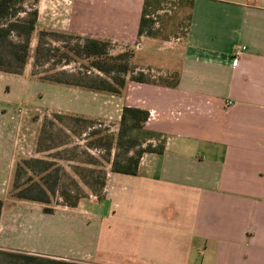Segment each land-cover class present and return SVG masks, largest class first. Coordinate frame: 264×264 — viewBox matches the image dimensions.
<instances>
[{
  "label": "crops",
  "instance_id": "obj_1",
  "mask_svg": "<svg viewBox=\"0 0 264 264\" xmlns=\"http://www.w3.org/2000/svg\"><path fill=\"white\" fill-rule=\"evenodd\" d=\"M84 1L90 36L159 42L138 34L144 0ZM188 25L157 67L175 86L130 80L111 95L149 110L164 153H144L135 175L108 171L101 197L53 213L5 198L15 77L0 72L1 249L82 264H264V0H193Z\"/></svg>",
  "mask_w": 264,
  "mask_h": 264
},
{
  "label": "trees",
  "instance_id": "obj_2",
  "mask_svg": "<svg viewBox=\"0 0 264 264\" xmlns=\"http://www.w3.org/2000/svg\"><path fill=\"white\" fill-rule=\"evenodd\" d=\"M38 1L0 0V72L21 75L31 61L33 74H41L39 76L41 81L115 96L124 95L130 80L176 85L179 78L173 74L155 75L144 70L146 66H149L147 70L154 66L150 67L152 60L147 54L142 53L144 52L142 49L126 47L113 53L110 39L81 36L40 26L39 11L36 7ZM166 1L168 0H144L138 29L140 36H158L160 29L154 27L158 19L152 14L154 11L164 9ZM176 6L182 10L190 9L189 21L193 0H176ZM35 34L37 41L33 46L32 39ZM41 67H44L45 71L38 73L37 69ZM63 116L60 113L54 114V117L61 121ZM149 116L150 112L147 109L124 105L119 127L116 132H111L110 129L100 127L101 123L95 119L81 115H66L71 122L81 125L82 130H75L74 133L84 135L85 143L59 151L58 158L75 161L77 153L67 154V152L81 148L80 151L85 157H82L81 163L73 165V171L83 184L100 197L106 186L108 171L135 175L138 173L144 153H164L165 135L147 128L146 122ZM48 123L46 121L43 124L42 135L48 134ZM42 137L40 135L38 138V144H41ZM64 144V141L56 145L46 144L38 151ZM89 149H97L102 159L91 153ZM105 162L109 167H106ZM65 174V168L55 161L35 156L24 157L16 162L9 194L14 199L42 203L43 210L48 213L55 211L51 203L56 196L60 198L58 204L77 206L85 196L84 190L79 186V180L74 181L75 189L64 183ZM5 202L4 198H0V218ZM0 264L79 263L0 248Z\"/></svg>",
  "mask_w": 264,
  "mask_h": 264
},
{
  "label": "rangeland",
  "instance_id": "obj_3",
  "mask_svg": "<svg viewBox=\"0 0 264 264\" xmlns=\"http://www.w3.org/2000/svg\"><path fill=\"white\" fill-rule=\"evenodd\" d=\"M78 2L84 3L86 1L39 0L36 4L39 11L38 24L40 26H48L62 31L72 32L81 36H89L94 31L97 32V30H92L91 27L95 22L91 18L93 13L78 10ZM74 4H76V7H73ZM188 11L187 8L186 10H182V8L176 6V0L166 1L164 9L154 11L152 14L153 17L158 19L154 27L160 29L157 36L159 42H149L146 40L142 44H137L138 42L136 41L132 45H124L122 42L112 40V43H110L111 51L116 53L126 47L143 48L144 52L142 53L147 54L152 60L150 67H155L154 72L151 70L152 68L147 70L149 66H146L144 70L159 75L157 74V70L167 64L168 58L175 51L177 46L175 44V38L177 36L182 38L186 32ZM99 34H103V32L99 31ZM36 41L37 35L35 34L32 39L33 46L36 44ZM43 71H45L44 67L37 69L38 73H42ZM6 75L15 77L13 80L10 76H7L3 79V84L5 85L13 80L10 83L13 85L14 93V108L11 114L14 116L15 123L10 137L12 136V139L14 138V144L12 145H14L17 155L16 162L24 157L33 156L55 161L66 170L63 182L75 189L74 181H78L79 177L74 173L73 165L81 163L82 157L85 156L81 153V148L67 152V154H71L72 152L77 153L75 161L60 159L57 153L66 148H73L74 145H82L85 143V139L84 135L74 133L75 130H82L81 125L71 122L70 119L66 118V115H81L95 119L98 123H101L100 127L110 129L111 132H116L119 127L122 101L106 93L92 92L78 87H69L62 84L41 81L39 80L41 74H33L31 61L26 65L21 75L9 73ZM4 95L3 98L6 99H11L12 97L10 94L7 97H4ZM55 113L63 114V120L61 121L54 117ZM46 121L49 123L47 126L48 134L45 136L44 134L42 135L41 129ZM40 135L41 137L43 136V142L41 141V144H38ZM63 141L65 142L63 146L38 151L40 147L46 144L56 145ZM89 151L102 159L97 149H89ZM104 164H106V167H109L106 162ZM12 183L13 180L5 191V198L7 200L14 199L9 194L11 193ZM79 186L84 190L85 196L82 198L83 200L89 198L90 195H96L94 191L80 180ZM59 202V197H53L51 205L55 206Z\"/></svg>",
  "mask_w": 264,
  "mask_h": 264
},
{
  "label": "built area",
  "instance_id": "obj_4",
  "mask_svg": "<svg viewBox=\"0 0 264 264\" xmlns=\"http://www.w3.org/2000/svg\"><path fill=\"white\" fill-rule=\"evenodd\" d=\"M236 61H237V60H236V59H234V63H236Z\"/></svg>",
  "mask_w": 264,
  "mask_h": 264
}]
</instances>
